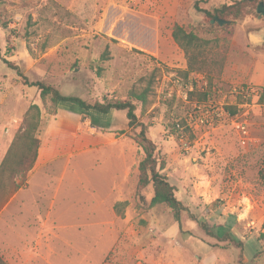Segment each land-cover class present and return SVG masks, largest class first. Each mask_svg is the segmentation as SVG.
<instances>
[{
    "label": "rangeland",
    "instance_id": "rangeland-1",
    "mask_svg": "<svg viewBox=\"0 0 264 264\" xmlns=\"http://www.w3.org/2000/svg\"><path fill=\"white\" fill-rule=\"evenodd\" d=\"M196 1L212 9L232 0H0V164L32 104L47 153L0 209L3 264H264V83L253 84L264 76L255 70L264 46L248 36L264 28V0L220 27ZM176 22L225 43L212 80L181 74L188 59L172 36ZM3 58L30 81L90 103L130 99L150 83L151 102L138 114L152 125L161 171L195 218L225 226L217 234L228 228L243 245L209 235L187 212L192 235L183 233L169 206H150L153 186L138 188L144 152L125 110L87 111L51 94L43 101ZM243 118L249 136L237 130Z\"/></svg>",
    "mask_w": 264,
    "mask_h": 264
},
{
    "label": "trees",
    "instance_id": "trees-1",
    "mask_svg": "<svg viewBox=\"0 0 264 264\" xmlns=\"http://www.w3.org/2000/svg\"><path fill=\"white\" fill-rule=\"evenodd\" d=\"M206 2L207 0H202ZM259 0H232L230 3L225 2L220 6L212 9L203 8L198 1L195 2V9L205 16L206 22L210 26H221L218 19L229 21L231 14L236 18L244 17L246 10L258 3ZM239 16V17H238ZM6 28L7 24H3ZM173 39L178 45L185 51L188 59V69L180 70L181 74L186 77L193 73L196 75L207 74V77L212 80L213 73L220 74L225 65L226 55L219 50L223 48L220 44V36H214L208 38L198 34L195 28L187 29L182 24L176 22L172 30ZM213 48H216V52H212ZM10 52V48H7ZM9 67L17 70L19 75L23 76L25 83L29 86H36L41 92V99L44 101L46 96L51 94L53 103H72L87 111L95 110L100 113H110L113 110H125L128 119V125L132 128L134 133V140L143 149L144 156L139 163V179L138 188H146L149 185L153 186L154 194L150 202V206L164 203L169 206L173 212L175 220L179 224L180 231L187 233L188 231L184 227L183 215L189 213V208L177 197L176 187L169 181L167 175H165L161 169L163 167V161L159 157L158 145L149 135V131L152 127L150 123L140 120L138 114V104H141L143 109L151 102V86L150 83L147 87L130 91V99L121 100H97L94 103H90L79 96L65 95L56 89L54 86L45 84L43 81H30L22 73L19 66L9 60L3 58ZM195 83V81H194ZM196 84V83H195ZM259 88V87H258ZM260 89V88H259ZM261 89H264L261 87ZM210 91V90H209ZM200 100H206L209 98L210 93L208 91H196ZM41 124V109L38 104H32L26 113L24 118V126L20 132L15 136L7 154L3 158L0 164V209L9 200V197L15 194L20 188L28 185V173L34 167L41 145V139L38 135V130ZM179 123L174 125V129H178ZM20 178V181H18ZM127 202L118 203L125 205ZM192 215V214H191ZM194 220L200 225L201 228L206 230L209 235L217 237L222 241H229L235 247H241L243 242L232 235V232L225 230L223 235H219L216 232V228H226L223 225L209 227L205 222ZM192 235L191 232H188ZM194 240L199 244H204V240L199 236L193 235ZM3 260L0 258V264H3ZM240 264H245L241 258Z\"/></svg>",
    "mask_w": 264,
    "mask_h": 264
},
{
    "label": "crops",
    "instance_id": "crops-1",
    "mask_svg": "<svg viewBox=\"0 0 264 264\" xmlns=\"http://www.w3.org/2000/svg\"><path fill=\"white\" fill-rule=\"evenodd\" d=\"M201 14V13H200ZM202 17V16H200ZM203 18H200V20H202ZM249 40L251 42V44L253 46H264V28H260V29H253L249 34ZM255 70L256 71H264V63H260L255 66ZM259 82L258 83H253L254 85H263L264 83V76H260L259 75ZM63 108H67V105H64V104H61ZM47 162V153H45L43 156L41 154V146H40V149H39V154H38V157H37V160H36V163H35V166H38V165H43ZM33 167V168H34Z\"/></svg>",
    "mask_w": 264,
    "mask_h": 264
},
{
    "label": "built area",
    "instance_id": "built-area-1",
    "mask_svg": "<svg viewBox=\"0 0 264 264\" xmlns=\"http://www.w3.org/2000/svg\"><path fill=\"white\" fill-rule=\"evenodd\" d=\"M246 92L255 93L256 90L255 89L251 90V87H248ZM244 94H245V90H244ZM235 122H236V125H237V130L239 132H242L243 134H246V135L249 136V122H248V120L246 118H243V119H239V120H237ZM244 138H246V136Z\"/></svg>",
    "mask_w": 264,
    "mask_h": 264
},
{
    "label": "water",
    "instance_id": "water-1",
    "mask_svg": "<svg viewBox=\"0 0 264 264\" xmlns=\"http://www.w3.org/2000/svg\"><path fill=\"white\" fill-rule=\"evenodd\" d=\"M258 11H259V12H262V13L264 14V3H263V2H261V3L259 4ZM218 21H219L221 24L225 22V20H223V19H218Z\"/></svg>",
    "mask_w": 264,
    "mask_h": 264
}]
</instances>
